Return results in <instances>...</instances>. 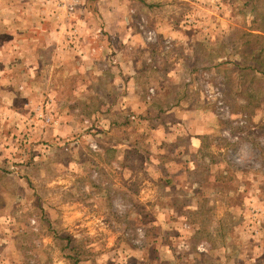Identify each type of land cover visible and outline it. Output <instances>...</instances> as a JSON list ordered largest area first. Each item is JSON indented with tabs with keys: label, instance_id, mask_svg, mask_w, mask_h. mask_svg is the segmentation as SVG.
Returning <instances> with one entry per match:
<instances>
[{
	"label": "rangeland",
	"instance_id": "1",
	"mask_svg": "<svg viewBox=\"0 0 264 264\" xmlns=\"http://www.w3.org/2000/svg\"><path fill=\"white\" fill-rule=\"evenodd\" d=\"M31 1L58 63L0 136V264H264L262 0Z\"/></svg>",
	"mask_w": 264,
	"mask_h": 264
},
{
	"label": "crops",
	"instance_id": "2",
	"mask_svg": "<svg viewBox=\"0 0 264 264\" xmlns=\"http://www.w3.org/2000/svg\"><path fill=\"white\" fill-rule=\"evenodd\" d=\"M46 11L49 12L48 9ZM46 19L53 20L52 22L55 23L54 17L39 14V11L36 13L32 1L26 3L24 0H0V136L23 129V123L27 117L25 106L30 105V99H32V106L34 102H38L34 97L39 92L40 72L43 69L42 53H47L51 57L49 69L56 67L58 63V59L55 58L58 48L53 47L57 41V35L49 32V28L42 31V27L38 25L45 23ZM30 25L35 31L23 30ZM121 63L119 68H123V72H120L118 76L123 75L125 80L120 85L134 87L136 84L134 75L138 71L136 63L131 59H121ZM59 64L65 63L62 61ZM118 113L121 114L122 111L118 109ZM129 132L130 137L141 134L135 129ZM190 139L192 143L189 141L188 147L193 146L194 149L201 147V137L197 139V143L194 137ZM121 165L119 166L125 167L124 164ZM116 166L118 167V164ZM192 168L196 166L192 165ZM162 183L166 184L165 180H162Z\"/></svg>",
	"mask_w": 264,
	"mask_h": 264
},
{
	"label": "trees",
	"instance_id": "3",
	"mask_svg": "<svg viewBox=\"0 0 264 264\" xmlns=\"http://www.w3.org/2000/svg\"><path fill=\"white\" fill-rule=\"evenodd\" d=\"M253 2H255V0H243L242 5L244 7H247V8H249V7L254 8L255 5L252 6ZM260 5L264 8V0H262ZM251 11L253 12V10H251ZM263 19H264V17H263ZM244 35L264 40V30H262V29L252 28V30H250L248 32H244ZM245 43H246V45H248L247 42H245ZM250 54H251V60L256 64V66H258V67H253L255 69V71L264 73L263 72L264 69H262L264 66V46L259 47V49H257V50H253L252 52H250Z\"/></svg>",
	"mask_w": 264,
	"mask_h": 264
},
{
	"label": "built area",
	"instance_id": "4",
	"mask_svg": "<svg viewBox=\"0 0 264 264\" xmlns=\"http://www.w3.org/2000/svg\"><path fill=\"white\" fill-rule=\"evenodd\" d=\"M152 91V89H150V92Z\"/></svg>",
	"mask_w": 264,
	"mask_h": 264
}]
</instances>
